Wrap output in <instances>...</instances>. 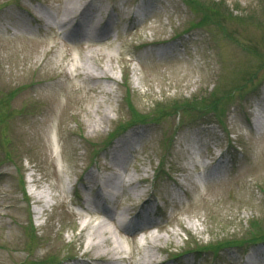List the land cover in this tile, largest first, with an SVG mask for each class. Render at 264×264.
<instances>
[{
    "label": "rangeland",
    "instance_id": "1",
    "mask_svg": "<svg viewBox=\"0 0 264 264\" xmlns=\"http://www.w3.org/2000/svg\"><path fill=\"white\" fill-rule=\"evenodd\" d=\"M92 1L94 21L112 19L108 38L66 44L55 32L62 13ZM136 1L111 10L113 0H0V264H169L183 251H202L195 264H243L246 242L264 237V132L248 123L264 87V0H198L204 24L187 0H145L155 12L132 26L122 9ZM31 12L44 33L18 31L33 24ZM102 70L108 80L81 74ZM216 99L214 114L206 107ZM124 128L141 132L145 147L121 148L130 152L122 173L108 164V140ZM226 148L242 167L198 190L203 151ZM115 172L112 215L95 212V188L79 182ZM154 193L163 199L158 224L126 237L118 219ZM100 223V248L121 250L87 245ZM228 241L244 249L225 250Z\"/></svg>",
    "mask_w": 264,
    "mask_h": 264
},
{
    "label": "bare ground",
    "instance_id": "2",
    "mask_svg": "<svg viewBox=\"0 0 264 264\" xmlns=\"http://www.w3.org/2000/svg\"><path fill=\"white\" fill-rule=\"evenodd\" d=\"M91 3L92 2H89L88 4H86V6L77 8V10L73 9V11H69V14H66L65 15L64 13H62V16L60 17V20H59L60 25H63L64 27H67L68 24H70L72 22V20L75 17V15L78 14L79 11L80 10H83L85 7L86 8L90 7ZM63 11L65 12V8H63ZM89 17L93 20V15L92 14H90ZM101 25H102L101 21L100 20H97L90 27V29L88 31H87V29L84 30V33H85L86 36H88V39L95 38V37H97V35L100 34L101 28L103 27V26L101 27ZM81 74L84 76V78L86 80L89 79V80H92V81H94V80L95 81H100L102 79L108 80L110 78L109 77L110 75H108V71L107 70H102L101 75L93 74V73H90L88 71H83V73H81ZM84 83L86 84V82H84ZM86 89L88 91H97V87H89V86H87ZM263 98H264V96H263ZM104 117H106L105 116V113H104ZM93 123L94 124H92V125H96L95 122H93ZM117 143L118 144L115 145L108 152V164H109V166L112 169L120 170L122 173H125L126 172L127 164L129 163V159H128L125 151H122L120 153L119 150H120V148H124L126 145H128V143H126V141H124V140L119 141ZM136 143H138L137 140H136ZM126 149H129V148L127 147ZM118 155H120V156H118ZM201 166L203 167L202 164H201ZM116 175H117V172L112 173L111 176H109L108 178H105L103 176L101 177L97 173L96 174L92 173L87 178V180H88L87 181V184H90L92 188L94 187L95 190H96V192L98 190V192L100 194V197H101L104 192L108 191V189L106 187L110 183H112V180H113V178L116 177ZM128 182H129L128 184L133 183L132 180H131V176L129 177ZM100 183L103 186H101ZM119 184L121 186H123V181L121 179H119ZM133 195L135 197H140L141 196L140 192L139 193L138 192H134ZM109 214L112 215V211L111 210H109ZM110 219H112V218H110ZM107 232H108V230L101 223L94 225L93 228L88 233V242H87V245L89 247H95V249L97 250L96 252L98 254H101V253H104V252L110 253L111 251H112V253H114V252H116V250H121L120 244H116V242H112L113 245L111 246V248H107V249L100 248V241H99L98 237L101 236L102 237L101 240H103L104 238H107V237H105V233L107 235ZM248 264H249V262H248Z\"/></svg>",
    "mask_w": 264,
    "mask_h": 264
},
{
    "label": "trees",
    "instance_id": "3",
    "mask_svg": "<svg viewBox=\"0 0 264 264\" xmlns=\"http://www.w3.org/2000/svg\"><path fill=\"white\" fill-rule=\"evenodd\" d=\"M188 1V5H189V7L190 8H192V9H196L197 11H199L200 13H202V14H204V18H203V20H202V24H204V22H206L207 21V16H206V14L204 13V12H202V10H203V8H202V2L199 4V1L198 0H187ZM198 5V6H197ZM216 26H218V25H216ZM232 96H231V93H229L228 95H226V102H228V100H230V98H231ZM219 100H215V101H212V102H210L211 103V105H209V106H207L206 107V110H208V111H211V112H213L214 114L216 113V111L218 110V108H217V106H218V104H219ZM228 104V103H227ZM230 104V103H229ZM186 107H188V109L190 110L192 107L191 106H187V105H185ZM227 109V108H226ZM186 110V109H185ZM224 112V111H223ZM257 238L256 237H253L252 239H250L249 241H254V240H256ZM226 243H233V244H236V242H233V241H228V242H226Z\"/></svg>",
    "mask_w": 264,
    "mask_h": 264
}]
</instances>
